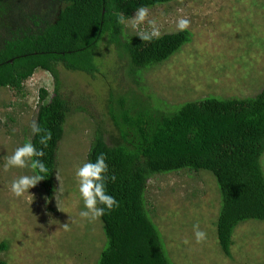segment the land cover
Returning <instances> with one entry per match:
<instances>
[{
	"label": "trees",
	"instance_id": "1",
	"mask_svg": "<svg viewBox=\"0 0 264 264\" xmlns=\"http://www.w3.org/2000/svg\"><path fill=\"white\" fill-rule=\"evenodd\" d=\"M173 1L0 0V90L26 97L25 83L38 70L54 81L52 96L45 87L39 90L36 120L51 139L47 147L40 135L31 140L45 152L40 159L48 171L40 184L51 199L66 124L72 113L87 110L80 104L89 100L84 92L82 99H70L62 72L84 73L107 89L105 117L93 128L87 161L106 155L108 176H116L107 192L119 207L100 217L107 243L97 264H175L147 207L149 181L157 174L205 170L215 176L222 202L214 220L226 257H233L239 226L264 222V89L254 97L188 101L174 110L147 93L146 72L181 51L193 34L186 29L143 41L126 31L119 16L128 21L141 6ZM103 47L114 56L103 55ZM122 62L132 82L128 87L114 84V68ZM8 247L2 241L0 252ZM0 264L10 263L0 257Z\"/></svg>",
	"mask_w": 264,
	"mask_h": 264
},
{
	"label": "rangeland",
	"instance_id": "2",
	"mask_svg": "<svg viewBox=\"0 0 264 264\" xmlns=\"http://www.w3.org/2000/svg\"><path fill=\"white\" fill-rule=\"evenodd\" d=\"M148 9L147 20L156 21L160 35L178 32L179 18L190 21L188 29L193 34L181 51L146 72L147 93L159 97L164 108L178 109L185 102L211 96L254 97L264 89V0H175ZM147 20L134 29L129 19L126 31L132 35L150 31ZM108 53L111 48L103 47V55L108 57ZM118 65L114 84L130 86L126 64ZM62 78L63 91L72 101L82 99L81 92L89 100L80 104L87 110L75 111L66 124L52 199L40 182L16 197L11 181L32 171L30 167L5 170L4 164L17 147L32 140L30 126L37 120L39 90L45 87L52 96L53 78L38 70L25 83L26 97L10 88L0 90V243L9 245L0 257L10 264H97L107 243L101 218L79 216L84 204L75 177L76 169L87 162L93 128L104 114L107 89L81 72L64 71ZM148 190L147 207L175 264H264L261 221L239 226L233 257L223 254L215 221L222 196L212 173L157 174ZM197 224L207 234L201 243L195 241L193 226Z\"/></svg>",
	"mask_w": 264,
	"mask_h": 264
},
{
	"label": "clouds",
	"instance_id": "3",
	"mask_svg": "<svg viewBox=\"0 0 264 264\" xmlns=\"http://www.w3.org/2000/svg\"><path fill=\"white\" fill-rule=\"evenodd\" d=\"M149 16V9L141 6L135 10L134 17L131 18L130 25L136 28L138 25L144 23ZM126 18L121 14L119 16V23H125ZM150 31H145L140 34L143 41H151L160 36L159 28L155 20H147ZM177 29L184 31L189 28L190 21L186 18H179L177 20ZM31 132L33 135H40V144L47 147L48 141L51 139V133L42 129L39 124L33 120L31 123ZM43 133V135H41ZM45 156L43 149H38L31 140H28L23 145L17 147L13 153L7 157L4 164V169L9 168H26L30 167L31 175H21L11 181V192L16 197H21L24 193L35 187L40 181L45 179V174L48 169L43 161L40 159ZM108 164L106 163V155L101 153L94 162L87 161L79 166L75 171V177L78 182V191L83 200L84 210L79 212V216L83 219L96 220L106 211H112L119 207L117 199L108 194L107 182L109 179L114 183L116 176L113 174L108 176ZM194 236L196 243H201L206 240L207 234L202 231L199 225H194ZM68 225L65 224L67 230ZM187 243V241H185Z\"/></svg>",
	"mask_w": 264,
	"mask_h": 264
}]
</instances>
